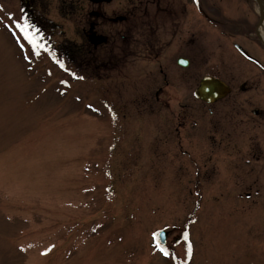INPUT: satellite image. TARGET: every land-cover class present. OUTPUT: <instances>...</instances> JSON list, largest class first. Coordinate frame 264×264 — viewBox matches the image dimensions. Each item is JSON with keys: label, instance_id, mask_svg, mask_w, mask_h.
<instances>
[{"label": "rangeland", "instance_id": "rangeland-1", "mask_svg": "<svg viewBox=\"0 0 264 264\" xmlns=\"http://www.w3.org/2000/svg\"><path fill=\"white\" fill-rule=\"evenodd\" d=\"M29 1L0 0V264H264L257 3L207 0L210 23L195 8L188 16L191 65L179 70L194 91L207 74L235 91L215 105L192 95L158 105L145 104L138 85L143 70L154 74L149 62L135 59L120 103L97 97L102 82L77 74L80 0ZM17 21L39 43L73 52L35 47ZM222 21L255 32L231 38ZM184 78L169 95L190 92ZM157 230L169 234L165 248L154 243Z\"/></svg>", "mask_w": 264, "mask_h": 264}, {"label": "flooded vegetation", "instance_id": "flooded-vegetation-1", "mask_svg": "<svg viewBox=\"0 0 264 264\" xmlns=\"http://www.w3.org/2000/svg\"><path fill=\"white\" fill-rule=\"evenodd\" d=\"M31 2L35 3V0ZM208 6L207 0H197V4L195 0L78 1L76 23L80 41L74 48L77 74L80 76L88 74L99 83H107L108 88L101 83L95 89V91L98 89L97 97L120 103L121 92L125 93V90L131 88L133 84L131 77L135 68H138L135 65V59L138 58L142 62L155 65L150 71L154 73L153 75L148 76L144 70L140 75L141 81L138 85L142 86L141 96L145 104H151V102L158 105L188 104L190 95H192L190 99L193 100L195 92L192 82L188 81L192 79V75L189 71L186 73L180 71L188 70L191 65L190 53L195 32L193 30L190 34L192 27H189L188 16L195 8L203 17V21L210 23ZM23 11L25 12L24 9ZM260 22L259 14V24ZM217 23L224 31L225 29L233 31L232 35L227 33V36L231 38L240 34L246 38L253 33V29L255 32V27L252 25L250 27L241 26L240 34H237L239 28H235L237 27L235 23L228 21ZM35 24L37 25L35 30L42 33L45 26L42 18ZM232 24L235 27H232ZM183 27L186 28L185 32H182ZM255 34L256 37L252 34L254 41L263 44L258 30ZM100 39L101 41H98ZM40 42L45 45L48 53L58 54L64 58L69 52H73L70 48L67 49V44L55 47L47 44L46 39H41ZM179 47L182 53L175 56ZM240 47L238 45V49ZM167 53L174 54L168 58V61L163 59ZM252 58V61L258 62L256 58ZM180 59L187 60L188 65H182ZM177 76H180L181 82L186 77V81L192 85L190 92L180 98L174 94L169 95L171 90L168 91L172 80ZM228 85L231 88L229 95L213 103L202 102L215 105L227 99L235 91L234 86ZM240 88L245 92L246 84L243 83ZM254 113L259 115L260 112L254 110Z\"/></svg>", "mask_w": 264, "mask_h": 264}, {"label": "water", "instance_id": "water-1", "mask_svg": "<svg viewBox=\"0 0 264 264\" xmlns=\"http://www.w3.org/2000/svg\"><path fill=\"white\" fill-rule=\"evenodd\" d=\"M257 2L259 3L260 9L262 10L263 1L257 0ZM262 12L263 11H261V23L264 20V13ZM98 41H101V39ZM180 63L187 66L189 62L187 60L180 59ZM197 88L198 89L195 91V96L210 103L216 102L219 99L224 98L231 92V88L225 82H223L219 78L210 75L203 76L201 84ZM156 233L157 242L161 243L162 245H165L167 234L164 231H158Z\"/></svg>", "mask_w": 264, "mask_h": 264}, {"label": "snow or ice", "instance_id": "snow-or-ice-1", "mask_svg": "<svg viewBox=\"0 0 264 264\" xmlns=\"http://www.w3.org/2000/svg\"><path fill=\"white\" fill-rule=\"evenodd\" d=\"M16 27H18L22 32H24L25 37H27L29 39L30 43H32L35 47H37V48L45 47V45H43V44L39 43L38 41L34 40L32 38V36L29 35V33L31 32V28H32L31 24H28V23L20 24L19 21H17ZM36 34H38V30H37ZM61 67H63V65H61Z\"/></svg>", "mask_w": 264, "mask_h": 264}, {"label": "bare ground", "instance_id": "bare-ground-1", "mask_svg": "<svg viewBox=\"0 0 264 264\" xmlns=\"http://www.w3.org/2000/svg\"><path fill=\"white\" fill-rule=\"evenodd\" d=\"M263 2V9L261 10L260 9V11H263L262 13H264V0H262ZM258 32H259V34H260V37L264 40V22L263 23H261V25H260V27H259V29H258Z\"/></svg>", "mask_w": 264, "mask_h": 264}]
</instances>
